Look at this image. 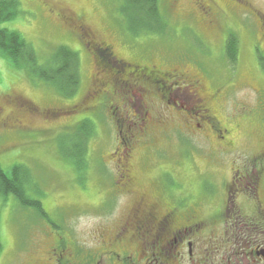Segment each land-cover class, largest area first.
Instances as JSON below:
<instances>
[{"label":"rangeland","instance_id":"374dc122","mask_svg":"<svg viewBox=\"0 0 264 264\" xmlns=\"http://www.w3.org/2000/svg\"><path fill=\"white\" fill-rule=\"evenodd\" d=\"M247 1L254 13L227 10L221 4L222 10L211 18L214 24L210 29L194 0H161V8L168 16L165 31L133 38L119 12L120 0H19V14L1 23L0 29L18 33L41 61L60 46L77 53L81 82L77 93L65 98L0 57V165L5 173L15 165L29 170L39 195L34 198L49 218L41 220L31 210L22 209L12 197L5 202L0 199V264H48V252L62 242H67L69 249L86 253L93 248L94 232L106 234L117 228L128 197L112 196L117 170L111 154L117 148L119 131L122 135L124 129L117 128V118L111 110L92 109L97 98L84 102L86 94L92 91L90 76L104 70L96 66L89 52L90 47L98 49L100 41L110 44L118 56L129 62L162 71L179 69L200 80L196 91L203 100L209 99L212 111L223 127L231 131L230 154H221L210 133H204L203 139L194 129L198 113H194L193 103L182 96L181 87H173L169 101L188 111L183 112L187 122L180 119L182 114L175 109L160 107L153 96L156 110L160 108L159 115L168 124L157 128L152 137L141 138L133 152L140 190L152 192L163 172H167L171 177H162L166 184L161 180V185L167 188L173 180L172 187H183L199 206L200 219H210L223 206L224 178L229 180L233 169H249L254 175L262 170L264 160L250 162L248 155L264 150V74L251 52L252 44L258 42L264 55L258 21V16L264 20V0ZM80 27H84L81 34ZM85 28L90 30L87 38ZM229 33H235L239 40L234 70L221 53ZM103 56L106 64L116 66ZM215 94L216 100L212 101ZM9 116L12 120L20 119L21 125L7 122ZM83 120L95 125V134L88 144L84 168L76 171L58 148L61 141H69L71 129ZM214 151L217 154L210 155ZM203 179L211 184L204 183L208 192L201 189ZM105 201L116 202V209L110 214L109 209L102 207ZM258 201L264 208V182L258 189ZM256 204V200H248L243 214H250ZM223 230L224 224H208L201 240L217 239ZM260 230L255 227L242 233L259 237Z\"/></svg>","mask_w":264,"mask_h":264},{"label":"flooded vegetation","instance_id":"af4514ba","mask_svg":"<svg viewBox=\"0 0 264 264\" xmlns=\"http://www.w3.org/2000/svg\"><path fill=\"white\" fill-rule=\"evenodd\" d=\"M194 1L195 7L206 19L205 25L210 29L214 24L211 18L222 10V6L227 10L234 8L254 13L247 0ZM258 18L261 19L260 16ZM83 28H78L80 34ZM89 32L87 28L84 38H87L86 33ZM80 36L83 38V35ZM97 48H89L95 64L99 52L105 51L117 67L106 70L103 74L93 73L90 76L89 87L92 91L86 94L84 102L97 98L92 109L111 110L117 118V128L124 129L122 135L119 131L117 148L111 154L117 170L111 193L115 199L128 197V202L117 219L116 230H108L106 234L93 233L94 244L91 250L80 253L82 249H69L67 242H62L61 245L58 243L56 249H50L47 254L48 264H264V208L258 201V189L260 183L264 182V163L262 170L258 169L260 172L256 175L249 169L245 171L235 168L229 180L224 178L225 201L217 215L213 214L210 219H200L199 206L190 200L183 187H172L175 185L173 180L167 188L161 185L162 177H171L167 172H163L152 192L140 190L136 183L134 150L141 138L152 137L157 128L168 124L165 117L159 115L160 108L156 110L151 98L155 96L160 107L165 110L173 108L174 112L182 114L181 120L189 121L187 114L186 118L183 117V112L188 111L167 100L173 87H181L182 96L196 107L194 113H198L197 121L193 123L196 132L199 131L203 139H206L204 133H210L218 142L220 153L230 154L233 147L231 131L223 127L212 111L209 99L203 100L196 91L200 80L179 69L162 71L155 66L124 60L107 42L100 41ZM96 87L98 89L94 91ZM215 96L216 94L210 99L215 101ZM129 110L133 114H129ZM7 122L18 126L22 121L12 120L9 116ZM215 154V151L210 152V155ZM250 155V162L264 160V150ZM203 180L201 189L208 192L209 188L204 183L209 181ZM163 183L166 184L164 181ZM248 200L250 203L256 200L257 204L250 214L244 213V216L243 211ZM102 207L109 209L110 214L112 209H116V202L105 201ZM208 224H224V230L217 239L205 240L202 237L201 240L202 231ZM255 227L261 229V238L251 236L250 232L242 233L245 229L251 231Z\"/></svg>","mask_w":264,"mask_h":264},{"label":"trees","instance_id":"16d2710c","mask_svg":"<svg viewBox=\"0 0 264 264\" xmlns=\"http://www.w3.org/2000/svg\"><path fill=\"white\" fill-rule=\"evenodd\" d=\"M120 2L119 12L125 18L127 31L133 38L149 33L162 34L167 28L166 18L168 16L161 8V0H120ZM19 8V0H0V24L14 19L19 14ZM258 21L261 29L260 42H264V20L258 18ZM260 44L253 43L251 52L255 55L258 67L264 74V55L261 54ZM238 47L239 40L235 33L225 35L221 53L232 70L238 62ZM100 52L102 53L98 54L96 64L104 69L101 70L102 74L106 70L117 67L107 52ZM103 54L116 66L106 64ZM0 57L15 68L23 70L32 79L50 85L62 97L72 98L80 86L78 54L65 46L57 47L47 60L41 61L33 48L18 33L0 29ZM119 70L121 71L122 68ZM94 134L95 125L89 120H83L71 129V136L67 138L68 142L59 143L60 155L76 171L78 169L82 171L85 166L88 144ZM37 194L28 169L22 165H15L9 173H5L0 165V199L5 202L6 198L12 197L22 209L31 210L41 220L49 221L40 201L34 198L39 196Z\"/></svg>","mask_w":264,"mask_h":264}]
</instances>
